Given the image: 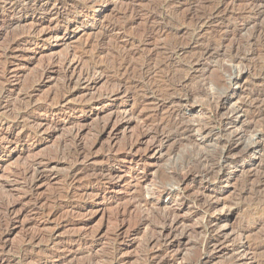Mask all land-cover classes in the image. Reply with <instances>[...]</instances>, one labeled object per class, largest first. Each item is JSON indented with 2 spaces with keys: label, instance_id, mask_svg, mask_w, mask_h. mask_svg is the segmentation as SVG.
<instances>
[{
  "label": "rangeland",
  "instance_id": "obj_1",
  "mask_svg": "<svg viewBox=\"0 0 264 264\" xmlns=\"http://www.w3.org/2000/svg\"><path fill=\"white\" fill-rule=\"evenodd\" d=\"M26 1L33 0H0V264H148L153 254L162 264H255V260L264 264V247L253 250L264 240L261 218L264 187L256 189L259 192L248 190L256 180L255 172L264 177V139L262 148L260 144L256 150L261 160L247 158L243 161L245 164L226 170L225 178L214 179L208 185L199 182L196 176L187 178L180 186L187 196L184 201L178 196L159 195L158 181L167 174L179 173L188 158L194 156L191 150L195 149L194 143L185 145L170 140L164 142L162 149L154 144L153 127L173 106L166 103L158 111L153 107L155 102L138 103L129 91L107 99L104 94L114 88L106 77L92 71L88 79L82 78V71L88 67L108 22L115 25L129 22L132 17H123V10L128 7L145 10L155 0L140 3L137 0H81L82 9L67 6L61 10L62 16L51 11L30 10ZM52 1L46 3L47 8L56 6ZM236 3L226 7L223 21L215 19L197 30L187 22L181 26L176 24L178 27L164 25L166 19L172 23L175 19L170 17L169 9L163 8L162 16L157 18L166 33L157 36L155 42L144 40H150L146 44L154 49V44L160 46L172 38H181L180 30L194 31L195 43L191 49H185L186 54L175 55L174 64H179L189 56V51L192 54L193 49L207 41L224 42V50L218 49L215 57L190 71L192 78L187 87L224 82L237 73L230 69L229 48L236 43L235 48L239 46L245 53L250 46L258 47L264 41L263 37L250 46L245 41L254 27L261 24L258 27L264 28V0L256 3V14L245 9L240 15L242 3L239 0ZM185 7L176 5L173 9L179 8L178 15H183L188 10ZM242 22L248 28H241L234 36L235 25H243ZM147 24L145 17L136 18L125 31L109 33L104 47H110V41L115 38L120 42L136 38ZM15 40L19 42L11 46ZM127 49L134 51L131 46ZM263 50L252 57L247 55L241 87L229 89L233 93L230 107L246 101L249 91L264 88V75L257 72L263 60L258 55L264 57ZM106 54H100L95 61L103 64ZM79 55L83 56L77 63ZM64 60L72 61L66 71L62 66ZM66 76L72 79L67 89L64 87ZM60 93L65 94L60 97ZM98 96L102 98L96 100ZM196 106L183 107L182 120L193 116L211 121L210 114L199 112ZM14 109L19 115L25 113V118L18 122L12 120ZM147 116H155L156 122L145 123ZM257 118L255 124L264 122V110ZM107 123L108 129L100 131ZM214 126L217 133L220 128ZM75 143L85 154L72 163L61 153L66 148L72 149ZM203 148L215 150L213 142L202 143L199 149ZM71 164L78 169L73 179L67 178ZM26 168L30 171L21 180L18 173L22 174ZM36 171L43 180L32 186ZM93 173L103 175L105 181L91 184V178L96 177ZM203 194L208 196H205L207 202L213 203L215 199L226 202L223 211L219 207L212 212L223 218L207 229L202 224L201 215H207L204 207L197 200L193 202ZM138 197L148 202L141 204ZM11 204L15 206L13 211L5 212V207ZM228 210L230 217L225 218ZM163 212H168L170 218L178 216L182 224L175 237L162 236L158 244L151 245L148 240L159 233L155 216ZM209 238L219 240L221 251L205 249L204 240ZM242 245L252 249L238 250Z\"/></svg>",
  "mask_w": 264,
  "mask_h": 264
},
{
  "label": "bare ground",
  "instance_id": "obj_2",
  "mask_svg": "<svg viewBox=\"0 0 264 264\" xmlns=\"http://www.w3.org/2000/svg\"><path fill=\"white\" fill-rule=\"evenodd\" d=\"M50 1L51 0H33L32 2L26 1L25 5H27V8H29L30 10L33 8L32 10H40L44 12L51 11L54 14L60 16H62L61 10H66L64 8H66L67 6H69V8H79V10L82 9V7H84L83 4L84 2L82 3L81 0H53L54 2L53 1L52 2L57 4L53 9L50 8L51 9L50 10L49 8H47V4H46ZM137 1L138 2L136 3H140L141 1L144 0H137ZM236 1L238 0H155V2L151 3V5L148 4L149 6L148 5L147 7L145 6L146 7L145 10L138 11L137 9H134V7H128L127 9L123 10L122 16L123 17L131 16L132 19L129 22L122 23L121 25L120 24L115 25L113 23L108 22L109 26L107 25L108 26L107 29H105L102 36L100 37V42L99 41L97 42L99 43L97 44L98 48L96 49L95 53L91 55V59L89 61L88 67L82 71L83 79H88L92 71L99 73L101 76H104L108 79L109 83L111 84V86H113L114 90L104 94L105 98L107 99L110 98L112 99L113 97H116L120 93L122 94L123 92L129 91V95L132 96L133 99L136 100V102L138 101V103L139 102L143 103L146 101L155 102L156 105L154 104L155 106L153 107L158 109V111L163 110L166 103H168L169 106L171 107L173 106V109H171L166 114V117L162 119L159 118L158 123L156 124L155 127H153L154 129L152 130V133L155 136L154 144L156 145V147H158V149H162L164 146V142L170 140H173L174 142L176 141L178 144L185 143V145L194 143V145L193 144L192 145L195 146V149H191L193 150L194 156L191 157L190 159L188 158L187 162L181 166L180 172L178 171L179 173H174L169 175L167 174L162 180L158 181V183H160L159 187H157V192L159 195L178 196L181 197L182 201H184L187 199V196L184 195V193L181 191L180 186L187 178L189 177L192 178L196 176L199 182H205V184L208 185L209 183L214 181V179L225 178L226 170L232 167H237L238 165H240L239 163H242L247 158H251V160L254 161V160H259V158L261 157V156L259 157V155L256 154V150L257 148L259 149L260 144H261L260 148H262V143H263L262 139H264V122H262L259 125L255 124V122L256 119H258L257 117H259V115L264 110V88L261 90L259 88V90L257 89V90L249 91V93H247L246 95L247 100L246 101L241 100L242 101L241 105L238 107H234V106L230 107L228 105L233 97V93H230L229 89L235 86L240 88L242 85L241 72L245 60L249 59V57L247 58V55L250 54V56L252 57L255 54L262 53L260 52V50L264 48L263 40L258 45V47L256 45L255 48L250 46L253 45L252 42H259L264 37V28L258 27L261 24L254 27L251 32L249 31L250 33L248 34V36H246L247 38L245 37L246 38L245 41L250 46L249 49L245 51V53L242 52L241 50L242 48L240 49L238 45H237L238 48H235L234 45L236 43L235 44L233 43L234 45H232V47L229 46L230 50L228 53H227L228 50L226 51V53L228 54L227 57L229 58V61L232 64V67L230 69L233 68L234 71L237 72L236 75H231L228 78L225 77L227 80L224 82L218 80L216 81V83L213 84L211 83V85L210 83L207 84L203 83L202 85L198 84V86L196 85L195 88L187 87L188 86L187 83L188 82L190 83L191 82L190 80L192 78V74H190V71L197 69L198 66L203 64L202 62L209 60L212 57H215V53H217L215 51H218V49L223 48L224 50L226 48V47L224 48V44H223L224 42L219 41L218 43H216L217 40L215 39H214L215 41L213 39L207 41L198 49L196 50L193 49L194 52L192 54L191 51H189L190 52L189 56L186 57L184 60H182L179 64L173 63L172 61L173 57L180 52H184V54H186L185 49H191L192 47L191 45L195 43V39H196L194 36V31H189L186 29L180 30L179 32L182 33L181 38L180 37H176L174 39L172 38V40L168 42L167 41L162 42L160 46L157 45L158 47L155 46L154 44L153 47L154 49L149 48L148 45L151 44H146L150 40H154L157 36L166 33L165 26L159 24L158 22L159 18H157V16L160 17L161 15L160 11L163 8L170 10L171 12L170 17L174 18L176 22V23L175 22L172 23L169 22L168 19H166L165 21L167 24L164 23V25L168 26L169 25L168 23H170L172 26L173 25L177 26L176 24H178V26L179 25L181 26V24L184 25L187 22L186 24L191 25L193 30L194 29L197 30L202 27L201 25H207L206 23H210L215 19L218 21L222 20V16L226 11V7L229 5L231 7L236 6L234 5ZM239 2L242 3L241 7H243V9H240L239 11L240 12L239 14L242 15L245 9L250 12H254V7L257 6L256 3L258 2V0H239ZM196 3L197 6H194L196 5ZM176 5L186 6L188 8L187 12L186 13L184 12L185 14L183 15H178V11L180 9L179 8L173 9L174 6ZM69 8L67 10H69ZM166 15L168 17V14ZM245 15L249 16V14H245ZM138 17H145V20L148 24L145 26V28L142 31H140V33L138 34V36H136V38H132L133 40L130 39L129 41H125V42H120L119 38H115L110 41L112 42L110 47H104L103 42L109 33L111 34V32L115 30L125 31L129 26H131L134 23V20ZM246 22H242V24L243 23L244 24L240 26H238L239 24L235 25L236 28H234L235 30L233 32L234 36L236 34H239L241 28H246L248 26ZM144 39H150V40L146 41ZM18 42L19 41L14 42L11 46H15ZM128 46L134 47V51L128 50L127 49ZM104 52H107L106 54L107 56L105 57L106 59L104 58L105 60L103 59L104 61L103 60L101 61L103 62V64L95 61V59ZM223 52L225 53V51ZM75 56L73 55V58H75ZM81 56L83 55H79V57H76L77 63L81 62ZM258 56H260L261 58H259ZM258 56H257L258 59L263 58V60H262V64L261 65L259 64L260 67L257 72L260 75H264V57H262L261 55ZM254 58L255 57H253V59ZM255 60L257 61V58ZM70 62L72 61L64 60V65L62 66H64L65 69L64 68L63 69L65 71L67 67H70ZM256 65L258 64L256 63ZM71 82H72L71 77L66 76L64 80V85H65L64 87H66L67 89L69 87V84H71ZM219 89H221V91ZM64 94L61 95L60 93L61 95L60 97H63ZM95 98L96 97H94V100ZM99 98L102 97L98 96L96 100ZM196 104H198V106H196ZM188 105L196 106L199 112L201 111L204 114L206 113L210 114L211 121L209 120V122H206L202 120H197L193 116L191 117L190 120L188 119L187 121L186 120L183 121L181 118V110L183 109V107L186 108L185 106ZM226 107L227 110H224L226 109ZM222 110L226 111V113L224 112L223 114ZM243 114L245 115L244 117L246 118L244 120H241V116ZM246 114H248L249 116L248 115L246 116ZM155 116H157V114ZM155 116H151V117L147 116L148 118H146L145 123L150 124L152 122H156L153 121L154 119H156ZM220 116L222 117V119H218V117ZM24 118H25V113H20L19 115V111H17L16 109H14L11 113V119L16 122ZM214 125L220 128L219 131L217 130V133H214L215 132ZM108 127L109 125L107 123L103 126V128H101L102 130L100 131L104 132L105 130L108 129ZM254 128L257 129L254 130ZM199 141H201V144L199 143ZM205 142H213L215 146V150L213 152L208 150L205 151L204 150L205 148H203V150H200L201 148L199 149V147L202 146V143ZM77 145L78 144L75 143L72 149H70L69 147L62 151L61 154L68 159L67 161L73 163L84 156L85 154L84 150H81V148H79ZM189 152L191 151L189 150ZM158 154H160V151ZM242 164L245 163L243 162ZM77 170H78L77 167L74 164H71L68 170L67 178L73 179L76 176ZM28 171H30V168L24 169V172L22 174L21 172L18 173V176L21 178V180L23 178L24 179L26 178V176L28 175ZM258 173L256 172L254 173L255 174L254 179L256 180L254 182V185H252L248 189L249 191L250 190L255 191L256 189L259 188H260L259 190H261L262 187H264V177L260 176ZM93 175H95L96 177L93 176L94 178H91L92 179L90 180L91 184L101 183L106 178L103 175L97 176L95 173H93ZM102 176L104 177V179L102 178ZM34 180L35 183L34 181L31 182V184H33L32 186H34L36 182H40L43 180L42 175L38 173V171L35 172ZM256 192L259 191L256 190ZM205 196L207 195L203 194L202 198L199 199L194 197L195 199H193V202L197 200L204 207V212L207 215L206 216L201 215L202 219L204 220V223L202 224L203 227L207 229L209 227H212L218 220L223 218L220 217V215L213 214L212 212L217 210V208L219 207L223 211L224 207L226 206V202L224 200L215 199L213 203H210L205 200L206 198ZM143 198L144 197H140L138 199V202L141 204L142 203L145 204L147 200H144ZM185 204L187 203L185 202ZM9 206L5 207V212H10L12 209L15 208V206L12 204ZM261 212H262L261 218H263L262 220L264 223V207ZM167 213L163 212V214H161L160 216H155V224L158 225L159 233L158 236L155 237L154 239L151 238L152 236L150 237L151 239H149L148 242L151 245L152 243L158 244L159 239H161L162 236L163 238L164 236L166 237L169 235L175 237L177 228L180 227V225L182 224V220H180L178 216L177 217L174 216V218L171 217L173 218L171 219L169 214ZM197 214L200 213L195 212V215ZM230 214H231L230 210H228L224 214V217L229 218ZM149 221L147 222L145 221V223H148ZM152 221L154 222V219ZM148 224H150V222ZM165 232L167 233V235H165ZM237 233L240 234L242 233V231H238ZM218 241L219 240L217 238H209L204 240V244L206 247L205 249L207 250V248H209L211 250H215V251L217 250L218 252L221 251L220 242ZM263 247H264V240L261 239L259 245H257V247L253 250L254 252H256V250H260ZM239 249L244 250V252H249V250H251L252 247L248 245H242L241 247L238 248V250ZM244 252L243 254H240L239 257L243 256L245 254ZM158 260L155 258V254H153L152 259H150L148 264L163 263ZM110 261L113 262L112 260H109L108 262ZM255 264H263V262H259L255 260Z\"/></svg>",
  "mask_w": 264,
  "mask_h": 264
}]
</instances>
